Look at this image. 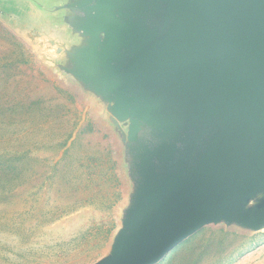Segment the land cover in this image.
<instances>
[{"label":"water","instance_id":"water-1","mask_svg":"<svg viewBox=\"0 0 264 264\" xmlns=\"http://www.w3.org/2000/svg\"><path fill=\"white\" fill-rule=\"evenodd\" d=\"M98 108L125 181L92 264H157L204 227L264 231V0H0Z\"/></svg>","mask_w":264,"mask_h":264},{"label":"rangeland","instance_id":"rangeland-1","mask_svg":"<svg viewBox=\"0 0 264 264\" xmlns=\"http://www.w3.org/2000/svg\"><path fill=\"white\" fill-rule=\"evenodd\" d=\"M16 8L0 9V264H92L124 202L118 147ZM157 264H264V231L204 227Z\"/></svg>","mask_w":264,"mask_h":264},{"label":"trees","instance_id":"trees-1","mask_svg":"<svg viewBox=\"0 0 264 264\" xmlns=\"http://www.w3.org/2000/svg\"><path fill=\"white\" fill-rule=\"evenodd\" d=\"M188 239H189V238H188ZM188 239H187V240H188ZM185 241H186V240H185ZM183 242H184V241H183ZM183 242H182V243H183Z\"/></svg>","mask_w":264,"mask_h":264}]
</instances>
